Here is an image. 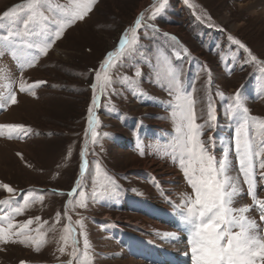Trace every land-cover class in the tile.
<instances>
[{
    "label": "rangeland",
    "instance_id": "1",
    "mask_svg": "<svg viewBox=\"0 0 264 264\" xmlns=\"http://www.w3.org/2000/svg\"><path fill=\"white\" fill-rule=\"evenodd\" d=\"M50 2L59 16L61 10L56 5H66L69 0ZM154 2L96 0L92 11L67 27L32 67H21L24 53L0 46V95L14 91L18 100L17 104L0 109V124H22L31 130L22 138H8L7 132L0 136V184L6 183L20 193L15 197L18 203L24 197L20 190L36 189L34 196H44L42 202L15 216L13 223L33 219L29 226L31 234L37 235L35 229L39 227L46 240L38 251L33 245L0 244V264H21V261L68 264L69 260L72 264H129V260L133 264H160L157 259L154 262L142 254L141 243L150 251L156 248L153 249L156 255L161 252L159 260L163 264L173 257V264H193L189 238L182 237L189 232L176 224L175 206L180 204L182 194H190L192 189L178 160L173 159L178 135L172 116L174 96L162 80L155 78L157 71L163 72L166 68L165 57L181 70L183 89L196 100L197 123L203 125L201 139L217 160L225 154L229 156L230 173L239 178L245 205H253L247 185L243 184L237 153L232 151L231 128L235 134L237 121L229 115L228 104L229 98L239 91L250 116L264 120V65L249 61L248 53L228 36L239 39L258 61L264 62V13H261L264 5L261 9L258 7L257 16H250L245 6L251 0H191L188 3L167 0L164 10L147 21L149 27L139 30L137 51L112 70V90L103 96L97 92L98 105H92L93 70L108 52L118 47L122 33L141 12L147 14ZM23 3L25 0H0V13ZM205 14L211 17L214 26L197 20V16ZM223 17L227 20L222 21ZM22 30V24L0 23V37ZM176 52H180L179 59ZM137 67L141 71L138 78L135 77ZM125 76L136 79L138 84L124 83L121 78ZM38 81L44 83L34 88L35 95L19 90L22 82L30 86ZM208 96L216 115L214 122L207 115ZM90 107L99 121L94 125L95 141L89 129ZM251 133L257 144L264 140L259 122L251 124ZM82 151H86L83 157ZM82 164H86L83 173ZM256 179L257 195L264 199V180L259 176ZM77 181L82 188L68 196ZM101 185L112 189L114 194L92 198L93 189ZM80 190L89 197L85 207L76 205ZM12 197L13 194L0 188V200ZM128 197L132 198L128 204H120ZM69 200L73 204L68 206L67 216L76 229V257L70 255L71 241L65 246L61 240L63 228L69 223L65 216ZM146 207L149 214L145 212ZM251 210L257 213L264 230L260 211L254 207ZM9 211L8 206L0 205V227L7 226L2 220ZM57 212L60 213L58 223ZM161 212L174 216L171 219L175 220V228L169 220L165 223L159 219L168 215ZM36 217H40L39 223ZM77 220L83 221V232L90 244L86 257L84 236L80 235ZM53 226L55 231H49ZM161 226L166 233L177 236H165L159 231ZM111 228L114 236L116 231L137 236L138 250L134 256L138 254V258L126 253L130 244L124 247L115 241L114 244ZM62 246L63 253L59 251Z\"/></svg>",
    "mask_w": 264,
    "mask_h": 264
},
{
    "label": "snow or ice",
    "instance_id": "2",
    "mask_svg": "<svg viewBox=\"0 0 264 264\" xmlns=\"http://www.w3.org/2000/svg\"><path fill=\"white\" fill-rule=\"evenodd\" d=\"M185 2L188 3V0ZM95 3L96 0H69L66 5H56V9L61 10V14L57 16L50 0H25V3L14 5L0 13V23L7 21L10 25H23L22 31H10L7 35L0 37V46L12 47L14 51L24 53L21 57V67H32L35 65L38 56L46 55L52 44L62 36L67 27L76 21L83 20L92 11ZM166 4L167 0H155L147 14L141 12L134 23L122 33L118 47L114 51L108 52L98 68L93 70L94 82L91 84L93 106L98 105L97 92L103 96L112 90L111 86L114 83L112 70L118 68L119 62L126 59L128 55L137 51L139 30L142 27H149L147 21L155 19L164 10ZM197 20L207 23L209 27L214 26L211 17L206 16V14L204 17L197 16ZM172 39L176 40L177 38L172 37ZM228 39L248 53L249 61L264 65V62L258 61V58L239 39L231 35L228 36ZM26 49L33 51L26 52ZM184 52L187 54L186 49ZM175 55L177 59L180 58V52H176ZM164 64L166 65L165 70L163 72L157 71L155 78L162 80L170 95L174 96L172 116L178 135L173 150V159L178 160L187 184L192 189L190 194H182L180 204L176 207L182 223L189 232L193 264H264V230H261L256 220L247 215L252 207H258L260 210L259 220L264 222V199L258 197L256 190V177L259 176L261 180H264V140L257 144L251 133V124L257 122L264 132V120L250 116L249 109L245 106L246 101L239 91L229 98L231 100L228 104L229 115L237 121L234 147L239 160L240 172L243 176V184L247 185V194L253 200L252 206L235 207L236 198L242 189L239 178L230 174L229 156L225 154L223 159L217 160L212 155L207 144L201 139L203 125L197 123L196 100L192 93L184 91L181 70L174 67L167 57L164 58ZM140 76L141 71L137 67L135 77ZM121 79L126 84H138V81L132 77L125 76ZM41 83L44 82L38 81L29 86L22 82L19 85V90L32 92L35 95L34 88ZM220 95L223 98V93ZM208 100L207 115L209 121L214 122L216 115L210 96H208ZM17 103V95L14 91L8 95H0V109ZM88 122L92 139L95 141L97 133L94 125L98 124L99 121L94 115L93 107L88 110ZM30 131L27 126L22 124H0V136H4L7 132L8 138H22ZM209 139L211 140V138ZM17 155L20 154L17 153ZM85 155L86 151H82L81 156ZM85 167L86 164L81 165V173ZM115 187L114 182H112V189ZM0 188L13 194L12 198L0 200V205H6L10 209L3 216L2 223L7 226L0 227V244L33 245L38 251L46 243L41 229L39 227L35 229L37 235L34 236L29 228L34 222L33 219L30 218L27 221L14 224L13 218L22 214L34 203L42 202L44 196H34L33 194L38 191L36 189L20 190L24 193V197L23 202L18 203L15 197L20 193L16 189L6 183L0 184ZM81 188L80 181H77L76 187L67 195L71 197ZM112 189L101 185L93 189L91 197L112 195L114 194ZM60 194L63 195L64 193ZM78 195L79 200L76 201V205L85 207L86 200L89 198L88 195L82 190L78 192ZM72 204L73 201L69 200L65 205V216H67L68 206ZM59 217L60 213L57 212V223ZM67 219L69 223L63 228L61 240L65 246L71 241L73 248L70 255L76 257L78 252L77 239L74 235L76 229L72 226L71 217L67 216ZM35 221L39 223L40 217H36ZM75 223L81 229L80 235L84 236L83 246L86 257L90 244L83 232V221L77 220ZM49 231H55V227L53 226ZM164 235L170 237L174 234L166 233ZM59 251L63 253L65 247H60ZM21 264H25V262L21 261ZM68 264H72V261L69 260Z\"/></svg>",
    "mask_w": 264,
    "mask_h": 264
},
{
    "label": "bare ground",
    "instance_id": "3",
    "mask_svg": "<svg viewBox=\"0 0 264 264\" xmlns=\"http://www.w3.org/2000/svg\"><path fill=\"white\" fill-rule=\"evenodd\" d=\"M191 1V0H188V2ZM199 4V3H198ZM264 5V0H251L250 3L246 4L245 6V10H247L248 14L250 16H257L259 13H258V7H261ZM239 7H242L243 4H239L238 5ZM261 13H264V9H261ZM227 20V17H223L222 18V21H226ZM226 139L228 138V136H224ZM227 141V140H226ZM232 169V168H231ZM232 176H234L233 173H230ZM234 177H237V175H235ZM241 187V185H240ZM242 189V188H241ZM245 192L243 191V189L241 190L240 192V195L236 198V202H235V207H240V206H245L246 202H245ZM257 209V212L259 210L258 207H254V210L256 211ZM260 211V210H259ZM250 216V218L256 220V222L259 224L258 222V216H257V213L255 214V212L253 210L250 209V212L247 214ZM179 217L178 215L176 214V224L177 226H179L182 230L186 231L188 230L186 226H182V224L180 225V221H179ZM159 228V231L163 232L166 234V230L161 226V227H158ZM174 237L177 236V234H174L173 235ZM129 264H133L134 262L132 260H129L128 262Z\"/></svg>",
    "mask_w": 264,
    "mask_h": 264
}]
</instances>
